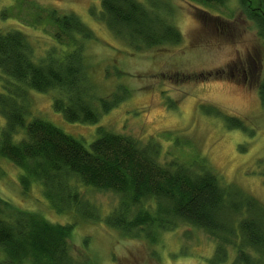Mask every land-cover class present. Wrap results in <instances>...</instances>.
I'll use <instances>...</instances> for the list:
<instances>
[{"label":"trees","instance_id":"obj_1","mask_svg":"<svg viewBox=\"0 0 264 264\" xmlns=\"http://www.w3.org/2000/svg\"><path fill=\"white\" fill-rule=\"evenodd\" d=\"M99 1L98 19L133 52L182 41L168 0ZM189 1L204 8L197 7L201 27L213 35H225L226 24L210 10L225 6L228 0ZM257 1L255 10L251 8L254 0L239 3L264 37V0ZM46 19L55 28V44L40 58H34L21 30L0 31V158L22 171L23 193L33 183L39 184L55 213L102 223L127 238L155 242L160 233L189 225L215 241L212 264H223L231 255V264H264V203L234 184H222L203 158L191 164L177 156L166 160L154 138L144 143L103 127L97 128L98 136L87 148L45 120L27 121L31 92L53 93L52 108L66 122L89 125L97 124L130 94L123 88L100 98L89 84L84 58L85 43L93 39L88 27L74 14L54 9L46 13ZM259 55L248 70L233 62L226 72L201 73L191 81L213 78L255 89L264 107ZM169 107L175 103L171 101ZM241 124L228 119V128ZM84 187L116 195L117 205L101 216L83 195ZM75 223H51L0 198V250L4 253L0 264H78L70 248Z\"/></svg>","mask_w":264,"mask_h":264},{"label":"rangeland","instance_id":"obj_2","mask_svg":"<svg viewBox=\"0 0 264 264\" xmlns=\"http://www.w3.org/2000/svg\"><path fill=\"white\" fill-rule=\"evenodd\" d=\"M168 1L174 11L172 23L182 41L133 52L98 19L99 0H0V31L21 30L35 59L55 44V28L46 13L54 9L77 16L93 36L85 43L84 58L94 92L107 98L123 88L130 91L95 125L66 122L52 108L53 93L31 92L27 121L32 117L45 120L87 148L97 138L99 127L144 143L154 138L166 160L177 156L191 164L203 158L222 184H234L264 203V107L257 90L213 78L204 83L191 81L201 73L226 72L233 62L244 64L248 70L258 53V76L264 78L260 28L248 19L239 0H228L225 6L210 10L226 24L227 32L221 36L201 27L197 16V7L204 9L201 5L189 0ZM259 4L254 0L251 8L255 10ZM171 101L174 108L169 107ZM228 119L239 120L242 127L228 128ZM20 174L19 168L0 158V198L51 223L76 222L70 248L78 264H212L215 241L202 230L180 224L174 231L160 233L155 242L123 237L102 223L55 213L39 184L33 183L23 193ZM81 191L103 217L117 205L118 198L112 193L86 187ZM3 258L0 250V261ZM232 259L233 255L223 264H231Z\"/></svg>","mask_w":264,"mask_h":264}]
</instances>
